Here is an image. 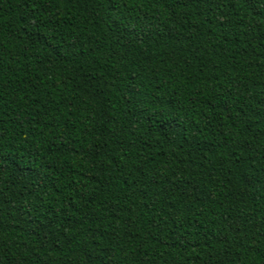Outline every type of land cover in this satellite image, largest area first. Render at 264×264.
<instances>
[{"label": "trees", "instance_id": "obj_1", "mask_svg": "<svg viewBox=\"0 0 264 264\" xmlns=\"http://www.w3.org/2000/svg\"><path fill=\"white\" fill-rule=\"evenodd\" d=\"M0 264H264V0H0Z\"/></svg>", "mask_w": 264, "mask_h": 264}]
</instances>
